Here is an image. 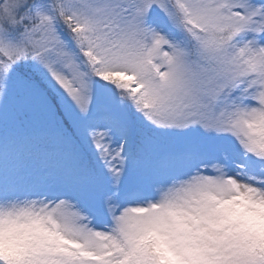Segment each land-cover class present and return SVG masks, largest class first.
<instances>
[{
	"label": "snow or ice",
	"instance_id": "snow-or-ice-1",
	"mask_svg": "<svg viewBox=\"0 0 264 264\" xmlns=\"http://www.w3.org/2000/svg\"><path fill=\"white\" fill-rule=\"evenodd\" d=\"M0 264H264V0H0Z\"/></svg>",
	"mask_w": 264,
	"mask_h": 264
}]
</instances>
